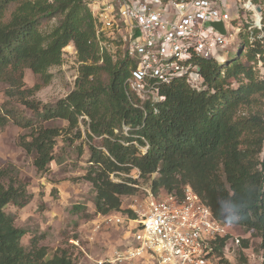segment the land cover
I'll return each mask as SVG.
<instances>
[{
    "label": "trees",
    "instance_id": "trees-1",
    "mask_svg": "<svg viewBox=\"0 0 264 264\" xmlns=\"http://www.w3.org/2000/svg\"><path fill=\"white\" fill-rule=\"evenodd\" d=\"M253 1L262 6V31L253 29L250 19L233 20L241 27L238 53L231 57L227 49L223 57L198 60V85L177 79L163 85L159 101H153L127 92L133 61L102 49L90 0H0V84L9 87L10 100L34 115L28 119L9 100L0 108V134L10 122L28 131L19 145L34 157L37 172L46 174L53 163H62L58 138L85 122L86 177L96 192L97 215L122 212V198L136 192L135 180L115 182L114 174L138 173L152 182L156 197H182L190 186L215 220L260 241L264 264V0ZM69 46L79 63L75 88L56 105H43L35 96L53 79L50 70L62 66ZM27 71L39 78L32 88L25 83ZM57 121L68 129L51 125ZM77 135L82 138L79 130ZM95 139L102 140L101 147L92 144ZM9 175L0 171V264H77L62 250L46 260L48 249L34 240L32 249H25L26 232L6 208H24L30 195ZM239 208L241 220L221 215ZM229 239L216 243L220 264H229L223 252ZM241 241L249 247V239Z\"/></svg>",
    "mask_w": 264,
    "mask_h": 264
},
{
    "label": "built area",
    "instance_id": "built-area-1",
    "mask_svg": "<svg viewBox=\"0 0 264 264\" xmlns=\"http://www.w3.org/2000/svg\"><path fill=\"white\" fill-rule=\"evenodd\" d=\"M90 8L102 49L110 51L103 39L118 36L124 56L133 61L127 92L153 101H159L163 85L177 79L198 83V60L223 57L236 44L241 27L233 24L231 9L262 31V6L253 0H91ZM220 21L226 35L211 26ZM145 198L147 211L133 221L131 245L93 264H220V239L230 236L224 253L241 244L233 238L234 226L215 220L190 186L182 197L146 190Z\"/></svg>",
    "mask_w": 264,
    "mask_h": 264
},
{
    "label": "rangeland",
    "instance_id": "rangeland-1",
    "mask_svg": "<svg viewBox=\"0 0 264 264\" xmlns=\"http://www.w3.org/2000/svg\"><path fill=\"white\" fill-rule=\"evenodd\" d=\"M231 11L233 20L242 15L237 10ZM102 44L107 46L112 54H124L118 36L109 41L103 39ZM237 53L236 43L229 48V54L233 57ZM64 54L62 66L50 70L53 76L51 82L35 96L43 105H56L75 88L79 71L77 53L73 46H69L64 50ZM262 72L264 73V69ZM38 81V77L27 71L25 83L28 88H32ZM8 90V86L0 84V108H4L10 100ZM10 102L28 119L34 118L16 98ZM51 125L68 129V124L63 121ZM78 130L82 138L77 137ZM78 130L72 133L64 131L57 140L56 154L62 162L61 165L53 163L48 173L39 174L34 166V157L19 145L20 138L28 134V131L10 122L0 134V171L8 170L9 176L24 184L30 195L24 208L12 205L6 208V212L15 217L16 227L26 232L22 239L26 250L32 249L34 240L40 247L48 249L46 260L52 259L62 250L77 264H93L94 261L109 258L131 245L137 223L133 222L126 211L133 212L137 220H140L142 214L147 211L145 194L146 190L151 189L152 182H145L135 172L131 177L125 174L112 175L111 178L115 182H121L124 178L135 180L136 192L132 196L122 198V212L108 216L97 215L94 206L96 192L86 177L90 169L87 124L82 122ZM92 144L101 147L102 140L95 139ZM80 150L83 151L82 154ZM154 178L157 176L152 179ZM2 183L7 185L8 179H3ZM116 216L122 217L123 220L118 223ZM232 232L235 240L249 239L250 245L243 248L242 241L240 246L231 245L228 252H225L229 264H261L260 241L240 228Z\"/></svg>",
    "mask_w": 264,
    "mask_h": 264
},
{
    "label": "clouds",
    "instance_id": "clouds-1",
    "mask_svg": "<svg viewBox=\"0 0 264 264\" xmlns=\"http://www.w3.org/2000/svg\"><path fill=\"white\" fill-rule=\"evenodd\" d=\"M225 218L231 219L233 221L241 220L244 216V209L239 208L234 214L233 213H221Z\"/></svg>",
    "mask_w": 264,
    "mask_h": 264
},
{
    "label": "water",
    "instance_id": "water-1",
    "mask_svg": "<svg viewBox=\"0 0 264 264\" xmlns=\"http://www.w3.org/2000/svg\"><path fill=\"white\" fill-rule=\"evenodd\" d=\"M259 12L261 11L260 9L258 10ZM216 31H218L222 35H226V29L225 25L223 22H215L211 25Z\"/></svg>",
    "mask_w": 264,
    "mask_h": 264
}]
</instances>
